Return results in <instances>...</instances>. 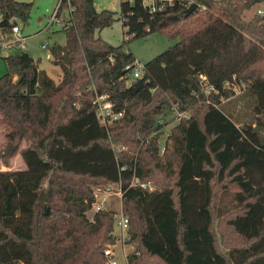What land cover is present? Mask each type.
<instances>
[{
    "label": "trees",
    "instance_id": "1",
    "mask_svg": "<svg viewBox=\"0 0 264 264\" xmlns=\"http://www.w3.org/2000/svg\"><path fill=\"white\" fill-rule=\"evenodd\" d=\"M262 1L151 10L122 0L118 17L95 0H62L73 7L66 42L45 46L58 82L28 51L3 54L0 44V264H107L117 210H88L110 182L121 184L128 241L138 242L129 264H264V14L243 17ZM33 5L0 0V32L28 24ZM119 18L121 44L97 35ZM154 31L179 40L134 77L127 43ZM102 94L123 111L108 127L94 102ZM177 109L190 114L161 151L159 119ZM18 155L26 167H11Z\"/></svg>",
    "mask_w": 264,
    "mask_h": 264
},
{
    "label": "rangeland",
    "instance_id": "2",
    "mask_svg": "<svg viewBox=\"0 0 264 264\" xmlns=\"http://www.w3.org/2000/svg\"><path fill=\"white\" fill-rule=\"evenodd\" d=\"M33 1L34 5L31 11V17L28 24L19 20L17 23L21 27L22 33L25 35L22 44L25 46L22 48L18 47L16 44L11 49L3 48V54H9L12 52H17L20 50L28 51L34 58L40 60V67L45 69L47 73L52 76L57 82L61 80L63 70L62 68L53 63L52 54L48 47H45L46 44L53 43H65L66 42V31L58 24V22H53L49 27H46L48 23V16L54 10L57 4V0H27ZM121 1L122 0H95V6L98 10L102 9H112L116 12L118 17L121 16ZM257 10V4H255L251 9L245 10L243 17L245 19H251L254 11ZM64 14L68 15V10L63 11ZM264 14V13H260ZM67 18V17H66ZM2 19V14L0 12V21ZM97 35L102 36L106 40L110 41L113 44H121L124 41L125 35V26L122 18L117 19L112 25L99 29ZM179 39L171 38L169 35L154 31L146 36L134 38L129 40L127 43V48L136 55L137 61L140 64H144L149 59L162 52L166 48L175 44ZM21 44V45H22ZM7 70L6 64L3 59L0 58V75ZM240 89V88H238ZM242 89V88H241ZM241 99L238 103V115L243 119H248L252 116V110L249 106V93H241ZM241 106V107H240ZM190 114V112L188 111ZM173 113H168L164 116V120L167 122L163 128V133L160 136V140L164 139L165 136H168L171 127L176 124L171 120ZM169 120V121H168ZM6 141V130L0 125V147ZM163 151V149L161 150ZM8 166H2V168H7ZM13 168H23L26 167V163L23 158L18 155L16 156L11 164ZM105 189L97 186L96 196L98 199L105 200V208H114L119 211L122 207V197L120 195V186L118 182L107 183L104 186ZM95 208L88 210V215L93 216ZM114 231L117 232L116 225ZM113 231V232H114ZM121 248L119 244L118 249ZM122 252V251H120ZM118 255L120 262H124V256Z\"/></svg>",
    "mask_w": 264,
    "mask_h": 264
},
{
    "label": "built area",
    "instance_id": "3",
    "mask_svg": "<svg viewBox=\"0 0 264 264\" xmlns=\"http://www.w3.org/2000/svg\"><path fill=\"white\" fill-rule=\"evenodd\" d=\"M70 3V0H67ZM144 4L147 5L151 10H156L161 8V6L166 3H172L174 0H143ZM62 0H57L56 7L48 16V23L46 27H49L53 22H58L62 28L66 25L71 24V13L73 7L69 4L67 7H61ZM68 10V15L64 14L63 11ZM259 13H264L263 10H259ZM67 17V18H66ZM25 35L21 31L20 25L17 23L12 27L11 32H0V44L3 48L11 49L16 44L18 47H24L22 44ZM22 44V45H21ZM144 64H140L139 61H136V64L133 66L132 76L139 77L143 74ZM226 84H229L226 82ZM94 102L97 104V116L99 117L101 123L106 125L107 127L114 122L117 118L123 115V111H116L114 108V102L107 98L106 94L98 95ZM189 113L186 110L177 109L173 115L170 117L172 121L177 123L181 118L188 117ZM169 121V120H168ZM159 122L165 124L166 121L164 117L159 119ZM168 136H165L164 139L160 140V148L161 150L165 149L166 140ZM119 186L121 185L120 182ZM133 183H139L142 187L153 189L154 185L150 182L141 181L138 177L133 178ZM120 195L122 197V190L120 187ZM105 200H100L96 197V201L93 202L92 208L99 210L101 208H105ZM115 225L117 228V232H113L115 237L114 242L108 243L104 248V253L106 256L107 264H129L128 255L136 249L137 241H128L129 238V226L130 219L129 216L124 212L123 208L116 212V221ZM119 244H121V248L118 249ZM122 251V252H120ZM124 256V262H120L118 255Z\"/></svg>",
    "mask_w": 264,
    "mask_h": 264
},
{
    "label": "water",
    "instance_id": "4",
    "mask_svg": "<svg viewBox=\"0 0 264 264\" xmlns=\"http://www.w3.org/2000/svg\"><path fill=\"white\" fill-rule=\"evenodd\" d=\"M199 5L198 2L193 1L187 8H186V13L188 14L189 12H191L195 7H197ZM47 210V209H46Z\"/></svg>",
    "mask_w": 264,
    "mask_h": 264
},
{
    "label": "crops",
    "instance_id": "5",
    "mask_svg": "<svg viewBox=\"0 0 264 264\" xmlns=\"http://www.w3.org/2000/svg\"><path fill=\"white\" fill-rule=\"evenodd\" d=\"M259 10H263L264 11V1L260 2L257 4V10L254 11L252 17L256 14L259 13ZM62 78V77H61Z\"/></svg>",
    "mask_w": 264,
    "mask_h": 264
}]
</instances>
